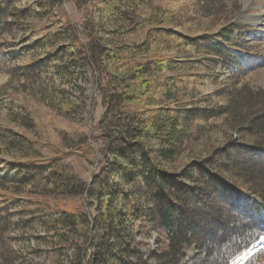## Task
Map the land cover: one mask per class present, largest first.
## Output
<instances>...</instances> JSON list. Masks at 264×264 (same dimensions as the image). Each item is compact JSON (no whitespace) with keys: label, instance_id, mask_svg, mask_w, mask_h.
<instances>
[{"label":"trees","instance_id":"16d2710c","mask_svg":"<svg viewBox=\"0 0 264 264\" xmlns=\"http://www.w3.org/2000/svg\"><path fill=\"white\" fill-rule=\"evenodd\" d=\"M84 1L102 6L89 46L81 42L83 33L66 24L65 45L49 56L64 46L75 48L78 61L91 65L104 111L98 134L78 156L91 153L93 161L87 160L95 169L82 182L49 169L64 152L42 161L0 159V187L10 177L26 183L48 170L45 178L57 201L62 196L81 201L79 209L68 211L41 200L37 205L44 208L17 212V225L28 211L27 220L44 226L58 248L70 249L69 264H229L264 237V163L256 160L264 156V89L201 91L209 81L217 82L215 69L225 71L237 60V29L179 32L172 22L179 10L172 6L184 0ZM12 2L0 0V36L12 24L6 21ZM129 32H141L142 38L128 43ZM59 34L53 33L54 43L62 39ZM105 34L110 47L101 39ZM199 53L212 56V65L196 58ZM11 54L1 51L0 60L7 62ZM214 97L226 102L212 104ZM225 125L246 135L228 136ZM206 127L221 131L224 145L211 147V142L203 151L196 149ZM1 219L0 260H5L10 246ZM152 234L156 247L149 251L145 240ZM260 263L264 246L241 264Z\"/></svg>","mask_w":264,"mask_h":264},{"label":"rangeland","instance_id":"374dc122","mask_svg":"<svg viewBox=\"0 0 264 264\" xmlns=\"http://www.w3.org/2000/svg\"><path fill=\"white\" fill-rule=\"evenodd\" d=\"M185 1L180 7L172 6L179 10L173 17L176 26L173 28L182 33L196 32V35H210L222 27L235 28L233 40L239 43L237 49L241 51L234 55L235 62H227L225 71L220 67L215 69L219 75L217 82L209 81L201 91L211 93L220 88L227 91L241 86L264 89V0ZM38 3L42 6H37ZM142 7L145 15L144 3ZM23 9L27 11L24 16ZM101 9L102 6L84 0H14L9 4L11 16L6 21L12 24L8 34L0 36V52L14 53L7 62L0 60V159L6 164L15 158L42 161L64 152L49 169L63 176L72 175L82 182L89 179L95 166L87 159L93 161L94 156L91 153L85 157L78 155L89 146L91 136L98 134L97 122L104 111L103 95L95 87L91 65L78 61L77 49L64 46L56 56L49 55L57 46L65 45L66 24L74 25L78 33H83L79 34L81 42L89 46L88 35L95 32L93 23L100 17ZM57 32L62 39L54 43L52 36ZM141 38V32H129L124 40L133 43ZM101 39H106L104 46L110 47L109 34L102 35ZM17 51L20 53L15 58ZM241 53L244 59L239 58ZM187 54L190 55L189 50ZM211 57L204 53L196 55L210 65ZM225 102L226 98L214 97L212 104ZM198 105L206 107L200 102ZM225 128L228 136L246 135L245 131L229 130L227 125ZM212 129H204L206 134L196 149L203 151L211 142V147L224 145L222 132ZM256 160L264 163V156ZM180 161L178 164L186 159ZM47 171L35 173L26 183L10 177L12 179L0 187V217L8 226L4 237L10 246L8 250L5 248L7 256L0 264H69L70 249L58 248L55 238L44 226L34 219L27 220L28 211L24 212L26 221L22 225L16 223L18 211L44 208L37 205L41 200H46L47 204L53 200L57 204L51 203L54 207H65L68 211L80 208L77 196H62L57 201L56 191L51 190L52 184L45 178ZM156 238L152 234L145 240L149 251L156 247ZM244 252L246 258L249 253ZM194 253L191 249L190 258Z\"/></svg>","mask_w":264,"mask_h":264},{"label":"bare ground","instance_id":"6f19581e","mask_svg":"<svg viewBox=\"0 0 264 264\" xmlns=\"http://www.w3.org/2000/svg\"><path fill=\"white\" fill-rule=\"evenodd\" d=\"M263 19L262 20H264V17H262ZM261 19V18H260ZM264 240V237L263 238H261L260 239V241L259 242H264L263 241ZM258 247V246H257ZM244 251H248V253L250 254V253H252V251L251 250H243L242 252H240L236 257H234V259H232V262H230V264H240V263H242L246 258H245V256H246V252H244ZM245 258V259H244ZM242 261V262H241Z\"/></svg>","mask_w":264,"mask_h":264},{"label":"water","instance_id":"95a60500","mask_svg":"<svg viewBox=\"0 0 264 264\" xmlns=\"http://www.w3.org/2000/svg\"><path fill=\"white\" fill-rule=\"evenodd\" d=\"M257 246H258V247H260V246H264V243H262V242H258V243H256V244H254L249 250H251V251H252V250L255 251V250L258 248ZM253 251H252V252H253ZM250 254H251V253H250ZM250 254H249V255H250ZM249 255H248L246 258H248ZM231 261H232V260H231Z\"/></svg>","mask_w":264,"mask_h":264}]
</instances>
